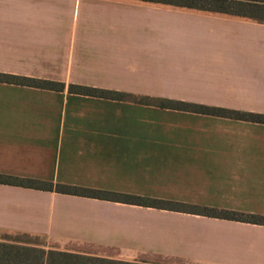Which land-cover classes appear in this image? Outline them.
Returning <instances> with one entry per match:
<instances>
[{"label":"crops","instance_id":"1","mask_svg":"<svg viewBox=\"0 0 264 264\" xmlns=\"http://www.w3.org/2000/svg\"><path fill=\"white\" fill-rule=\"evenodd\" d=\"M0 73L64 85L0 82V173L264 215V124L209 116L178 131L152 101L69 91L264 113V23L138 0H0ZM0 232L150 264H264V225L2 183Z\"/></svg>","mask_w":264,"mask_h":264},{"label":"trees","instance_id":"2","mask_svg":"<svg viewBox=\"0 0 264 264\" xmlns=\"http://www.w3.org/2000/svg\"><path fill=\"white\" fill-rule=\"evenodd\" d=\"M143 2L160 3L181 8L199 11L213 12L230 16L244 17L259 23H264V0H138ZM0 82H8L38 88L60 89L62 83L51 82L43 79L30 78L19 75L0 73ZM69 91L94 96L99 98L130 101L136 103L153 102L154 106L166 109L181 110L210 116H218L234 120H242L253 123L264 124V113L237 110L227 107L209 106L182 100L140 96L123 91H109L85 87L80 85H69ZM160 100V103L154 101ZM0 183L15 185L25 188L55 191L70 195L107 199L140 206L162 208L168 210L182 211L192 214H200L227 220L247 222L264 225V215L246 213L236 210L215 208L209 206L192 205L186 208L187 203L165 201L151 198L149 196L119 193L101 189H92L81 186L52 183L27 177H17L0 173ZM164 202H171L164 203ZM180 203L177 207L172 204ZM27 236V235H26ZM0 264H150L148 262H135L120 259L101 257L96 255L82 254L77 252L48 249L39 246L37 242L22 241L17 239H0Z\"/></svg>","mask_w":264,"mask_h":264},{"label":"rangeland","instance_id":"3","mask_svg":"<svg viewBox=\"0 0 264 264\" xmlns=\"http://www.w3.org/2000/svg\"><path fill=\"white\" fill-rule=\"evenodd\" d=\"M156 99H157V97H156ZM160 102H161L160 100L154 101V103H160ZM153 109H154L153 113L157 114V116H156L157 118L158 117H164L167 115L169 125H171V127H172V125H174L172 127L173 130L179 131V129H180L179 125L181 123H183V125H185V127L184 126L183 127L186 129H191L192 126H195V128L202 130V129H207L208 125H209V120H210L209 116L210 115H204V114L193 113V112H186V111H181V110H173V109L163 110V109L157 108V107H153ZM152 126H153L152 127L153 129L159 127L157 122H155V121L153 122ZM171 127H169V129ZM167 133H169V132H167ZM249 137H252V136L249 135ZM250 139L251 138H248V140H250ZM182 142L183 141H180V144H184L186 147H189V145H191L187 141L183 142V143ZM196 142H197V140H196ZM209 145L210 144H208L207 147ZM204 161H207V155H206V158L204 159ZM233 202H236V201H233ZM164 203H169V202H164ZM180 203L173 204V202H172V204L177 206V207L181 206ZM169 204H171V202ZM192 205H195V204H192ZM192 205L189 206L187 204V206H185V207L190 208V207H192ZM196 205L204 206L200 203H197ZM244 223H247V222H244ZM2 238L12 239V240L17 239V240H22V241H33V242H38V243H41L44 240L42 238L30 237V236H26V235H22V234H7V233H1L0 232V239H2Z\"/></svg>","mask_w":264,"mask_h":264}]
</instances>
